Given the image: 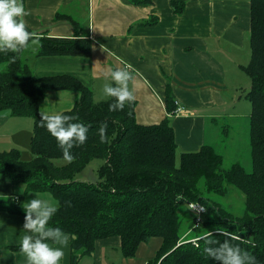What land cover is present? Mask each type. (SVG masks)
I'll return each mask as SVG.
<instances>
[{
    "label": "trees",
    "instance_id": "trees-1",
    "mask_svg": "<svg viewBox=\"0 0 264 264\" xmlns=\"http://www.w3.org/2000/svg\"><path fill=\"white\" fill-rule=\"evenodd\" d=\"M64 16L57 12L55 19ZM67 18L75 25L73 36H37L35 43L30 42L37 45L34 56L91 55V39L79 30L77 19ZM248 43L249 61L241 68L251 80L244 95L251 104L249 169L239 161L224 167L222 155L212 143L178 152L169 117L154 124L138 123L134 100L111 111L109 105L115 103V97L96 101L93 89L73 75L37 76L27 60L30 48L0 53V63L5 64L0 71V110L33 119L31 159H22L15 148L0 151V175L13 183L23 182L24 193L53 194L59 207L46 227L75 236L70 238L69 264H79L97 240L118 236L120 253L126 258L136 253L141 241L155 235L163 237V244L148 264H222L203 249L219 247L225 241L254 255L256 264H264V0H249ZM47 89L78 91L80 97L63 114L74 117L66 123L80 122L89 129L83 144L77 145L73 138L69 152L74 158L63 166L53 162L65 158L63 150L42 126L39 106ZM174 103L167 86V113L174 111ZM228 128L223 124L219 129L221 145L230 138ZM92 158L104 160L96 179L92 174L90 181L77 179ZM231 189L243 196L241 216L225 207L223 199ZM191 204H201L205 210L197 212ZM184 205L189 213L182 210ZM0 210L27 215L22 195L0 198ZM192 238H198L197 243ZM45 239L53 241L52 237ZM13 248L20 250V245Z\"/></svg>",
    "mask_w": 264,
    "mask_h": 264
},
{
    "label": "crops",
    "instance_id": "crops-1",
    "mask_svg": "<svg viewBox=\"0 0 264 264\" xmlns=\"http://www.w3.org/2000/svg\"><path fill=\"white\" fill-rule=\"evenodd\" d=\"M173 1L24 0L27 14L23 19L36 36L72 37L75 25L67 18L71 17L92 41L89 57H37L34 73L70 74L103 95L105 82L119 86L103 73L127 66L138 123L154 124L168 116L178 152L215 141L223 125L217 110L235 96L230 81L238 67L244 66L240 53L249 51V0H175V5ZM57 12L65 16L55 19ZM4 65L0 63V71ZM167 86L175 100L174 111L183 107V113H167ZM79 97L76 90L47 89L39 111L63 112ZM29 117L0 110V130H7L0 137V151L29 144ZM24 191L23 182L13 183L0 175V198L22 195L24 204ZM25 218L22 213L0 210V264H27L21 250L13 248L20 245L25 232L33 234L24 228ZM119 246L118 236L97 240L79 264H106L110 257L104 248L119 250ZM70 256L69 240L61 264H69Z\"/></svg>",
    "mask_w": 264,
    "mask_h": 264
},
{
    "label": "clouds",
    "instance_id": "clouds-1",
    "mask_svg": "<svg viewBox=\"0 0 264 264\" xmlns=\"http://www.w3.org/2000/svg\"><path fill=\"white\" fill-rule=\"evenodd\" d=\"M26 14L24 0H0V53L28 49L31 43L38 40L36 33L29 30L24 22L23 17ZM103 75L106 80L110 76L111 80L119 84L118 87H112L108 82L103 85V96L116 98L115 103L109 105L111 111L123 109L126 101L134 100L133 91L129 87L132 75L127 66L112 68ZM41 117L42 126L57 139L65 159L71 162L74 157L69 149L73 146V138L77 145L83 144L87 139L88 126L80 122L66 123L74 117L61 111L42 113ZM105 128L106 125L101 127L102 133ZM58 207V201L52 198L42 199L39 193L23 204L27 214L24 228L33 232L32 235L25 232L20 240V250L26 256L27 264H61L65 249L69 245L70 234L60 228L46 227ZM48 237L53 238L51 243L45 239ZM71 239H75V236L72 235ZM208 242L212 243L211 240ZM203 252L208 257L221 261L222 264H256L254 255L229 241H225L219 247L205 246Z\"/></svg>",
    "mask_w": 264,
    "mask_h": 264
},
{
    "label": "rangeland",
    "instance_id": "rangeland-1",
    "mask_svg": "<svg viewBox=\"0 0 264 264\" xmlns=\"http://www.w3.org/2000/svg\"><path fill=\"white\" fill-rule=\"evenodd\" d=\"M30 50L26 53L27 60L30 63L31 67L33 68L35 64V60L37 56H34L37 45H31ZM239 61L244 64V66L248 63L250 57V49L246 53H240ZM33 65V66H32ZM231 70V69H230ZM251 80L250 77L245 72L244 68L238 67L236 75L231 79L230 86L233 88L235 96L230 99V101L225 106H220L218 114L221 115V120L223 124L228 125L230 138L226 139V143L221 145L217 135L215 141L211 142L217 148V151L221 153L223 158V166L229 167L231 164L239 161L246 169L250 168V155H249V137H248V121H249V114L251 111V104L245 98V92L250 88ZM101 93L96 94L94 92V99L100 100L104 99ZM30 119V128L32 133V117ZM6 129L0 130V137L4 136V132ZM31 136V134H30ZM30 142L31 138H29V144L26 145L22 144L20 147L15 148L20 151L21 158L24 160H29L32 157V153L30 150ZM14 149V148H10ZM2 150V151H9ZM102 158H92L89 160L87 165L84 167L81 173H79L76 178L79 180L90 181L91 174L96 179L97 170L99 166L103 163ZM54 164L57 166H63L67 164L65 158H58L53 160ZM2 176H4L2 174ZM25 186V184L23 183ZM24 193V192H22ZM37 193L41 194L42 199L54 198L53 194L50 191H42V192H25L24 200H29L31 198H35ZM226 203L225 207L235 215L241 216L243 214V196L238 192L236 189L229 190V194L225 196L223 199ZM51 202V201H50ZM193 209H197V212H202L204 208L201 204H191L190 205ZM182 210L190 212V208L187 205L182 207ZM182 219L183 216L181 215ZM191 236L190 234H185L183 236ZM193 239V238H192ZM197 240V239H196ZM195 240V241H196ZM193 241V240H192ZM197 243V241L195 242ZM163 244V237L160 235L151 236L146 241H141L138 245L136 253L131 257H123L121 255L120 249L118 248H104V253L106 257H110V260L106 264H148L150 261L154 260L157 256L158 250Z\"/></svg>",
    "mask_w": 264,
    "mask_h": 264
},
{
    "label": "built area",
    "instance_id": "built-area-1",
    "mask_svg": "<svg viewBox=\"0 0 264 264\" xmlns=\"http://www.w3.org/2000/svg\"><path fill=\"white\" fill-rule=\"evenodd\" d=\"M183 111H184L183 107H180L174 111V114L183 113Z\"/></svg>",
    "mask_w": 264,
    "mask_h": 264
},
{
    "label": "bare ground",
    "instance_id": "bare-ground-1",
    "mask_svg": "<svg viewBox=\"0 0 264 264\" xmlns=\"http://www.w3.org/2000/svg\"><path fill=\"white\" fill-rule=\"evenodd\" d=\"M200 212H201V211H200ZM196 239L198 240V238H195V239H193V241L196 242V241H195Z\"/></svg>",
    "mask_w": 264,
    "mask_h": 264
}]
</instances>
